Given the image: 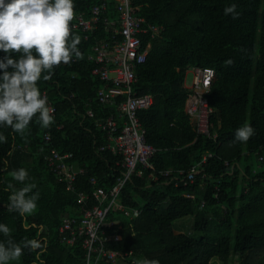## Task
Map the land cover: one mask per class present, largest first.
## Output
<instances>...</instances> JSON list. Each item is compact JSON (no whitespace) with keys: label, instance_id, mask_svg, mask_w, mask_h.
<instances>
[{"label":"trees","instance_id":"obj_1","mask_svg":"<svg viewBox=\"0 0 264 264\" xmlns=\"http://www.w3.org/2000/svg\"><path fill=\"white\" fill-rule=\"evenodd\" d=\"M100 1L74 0L75 13L90 18L91 7ZM233 3L238 19L224 14ZM133 6L137 15L161 28L155 38L145 39L149 54L133 85L136 96H153V104L138 115L147 143L157 151L152 167L140 166L142 175H132L120 194L121 204L139 215L131 218L116 207L108 215V221L119 224L106 228L111 237L106 246L123 256L99 264H134L144 258L160 264H264V162L259 160L264 156V0H134ZM73 32L81 37L83 58L73 57L70 64L55 67L51 79L38 82L56 107L53 124L43 128L34 117L24 134L0 126L7 137L0 142V223L16 242L45 243V264L85 263L82 237L63 244L60 227L66 217L82 218L97 203L94 193L108 192L124 172L118 165L122 156L107 148L111 140L98 123L115 116L122 125L119 104L126 95L114 103L97 100L103 83L88 59L96 39L85 40L74 27ZM102 36L99 30L96 38ZM5 55L0 51V59ZM197 68L215 71L206 95L214 108L208 134L198 132L185 110L186 77ZM245 123L255 135L242 143L235 132ZM53 149L71 153L68 162L83 169L75 190H68L49 166L46 157ZM253 155L258 166L243 163V157ZM21 167L29 173L26 183L37 185L33 193L39 192L38 206L26 218L8 210L11 192L5 190L9 183L24 186L11 176ZM80 191L90 196L86 204L78 202ZM116 234L120 240H114ZM6 240L0 233V241ZM35 256L25 249L15 263L39 264Z\"/></svg>","mask_w":264,"mask_h":264},{"label":"built area","instance_id":"obj_2","mask_svg":"<svg viewBox=\"0 0 264 264\" xmlns=\"http://www.w3.org/2000/svg\"><path fill=\"white\" fill-rule=\"evenodd\" d=\"M134 0H101L91 7L92 16L86 18L83 14H76L73 27L83 32L84 39H96L88 54V59L94 63L92 74L102 81V86L97 92V100L102 104L114 103L122 95L126 99L119 104V117L123 120L122 125L115 116L109 117L105 123H98L109 135L110 142L107 148L114 154L122 156L118 162L124 168V172L117 178L116 184L108 191L98 189L95 194L97 201L89 207L82 218L66 217L60 227L63 244H74L82 237V244L86 249V261L84 264H99L102 259L116 261L121 253L107 248L106 244L111 237L106 236V228H111L118 221H108V215L113 208H118L131 218L139 215L138 210H129L121 204L119 198L123 187L132 175H142L139 167H152L151 159L157 149L147 143L145 129L138 115L140 110L149 108L153 102L150 94L136 96L133 85L137 82V70L145 63L149 54L150 45H144L147 37L155 38L161 28L148 23L146 18L136 14L133 6ZM99 30L103 31L102 37H97ZM192 84L187 86L190 90L186 101L185 110L196 125L199 133L208 134L211 127L210 117L214 112L206 95L210 92L215 71L211 68L192 69ZM43 96L48 99V106L56 107L44 90ZM87 114L94 116L92 110ZM46 139L50 140L47 134ZM104 149V147H101ZM72 158L71 153L61 154L53 149L46 157L49 166L59 179L67 183L68 190H75L77 177L83 169H76L68 162ZM206 157H204V160ZM259 160L264 162V156ZM152 176V175H151ZM195 170L188 175L193 180ZM96 182L92 179V183ZM90 196L80 191L78 202L87 203ZM116 234L114 240H120Z\"/></svg>","mask_w":264,"mask_h":264},{"label":"clouds","instance_id":"obj_3","mask_svg":"<svg viewBox=\"0 0 264 264\" xmlns=\"http://www.w3.org/2000/svg\"><path fill=\"white\" fill-rule=\"evenodd\" d=\"M224 14L238 19L237 4L225 7ZM75 16L74 0H0V51L6 54L0 59V126L24 134L34 117L43 128L53 124L54 109L48 106L38 82L41 78L51 79L52 70L62 63L70 64L73 57L83 58L78 48L81 37L72 27ZM225 63L230 66L233 61ZM44 73L47 74L42 76ZM254 135L255 129L245 123L236 129L235 140L246 143ZM0 142H7L2 133ZM11 176L24 186L16 188L8 184L5 189L11 192L8 210L26 218L38 206L39 192L33 193L37 185L26 183L30 178L23 167L14 170ZM0 233L7 237L6 241H0V264L18 260L25 249L35 252V260L45 264L41 259L45 243L28 238L16 242L11 238L10 228L3 223H0ZM134 264L160 262L144 258Z\"/></svg>","mask_w":264,"mask_h":264},{"label":"rangeland","instance_id":"obj_4","mask_svg":"<svg viewBox=\"0 0 264 264\" xmlns=\"http://www.w3.org/2000/svg\"><path fill=\"white\" fill-rule=\"evenodd\" d=\"M192 84V73H188L186 77V86H190ZM243 163H249L253 166H258V157L256 155H253L248 158V160L243 157L242 158ZM10 264H16L15 261L10 262Z\"/></svg>","mask_w":264,"mask_h":264},{"label":"crops","instance_id":"obj_5","mask_svg":"<svg viewBox=\"0 0 264 264\" xmlns=\"http://www.w3.org/2000/svg\"><path fill=\"white\" fill-rule=\"evenodd\" d=\"M188 221V220H187Z\"/></svg>","mask_w":264,"mask_h":264}]
</instances>
